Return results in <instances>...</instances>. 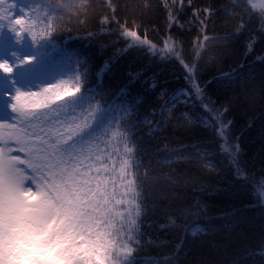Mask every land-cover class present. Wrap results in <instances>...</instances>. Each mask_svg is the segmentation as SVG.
<instances>
[{"label":"snow or ice","instance_id":"6c2138e0","mask_svg":"<svg viewBox=\"0 0 264 264\" xmlns=\"http://www.w3.org/2000/svg\"><path fill=\"white\" fill-rule=\"evenodd\" d=\"M86 2L80 0L79 6ZM179 3L183 7L185 0ZM187 3L192 6V0ZM247 3L264 19V0ZM75 6L76 0H59L51 8L42 0H28L26 8L32 15L26 20L25 8H20L19 15L14 12L10 16L12 4L0 0V33L7 29L18 44L27 38L39 53L23 58L11 53L16 63L0 60V73L11 78L15 68L34 66L35 75L46 81L22 89L11 79L10 90L4 93L11 116L0 120V264H149L138 252L145 235L143 227L148 224L146 217L157 208L171 209L167 222L159 225L161 229L174 226L189 234L187 225L177 223L178 216L188 209L174 207L175 190L184 174L172 165L198 159L204 167L214 168V153L201 144H193L191 152L165 146L166 155L153 164L154 154L146 150L134 129L147 124L152 125V133H159L167 123L166 116H171L178 105H187L193 96L201 101L207 115L194 119L191 113L183 112L176 118L211 124L221 140L220 152L239 167V145L229 144L227 137L231 121L223 119L228 109L204 102L196 65L181 58L174 36H166L160 48L147 34L141 37L137 30L118 23L119 37L128 41L121 52L145 48L160 60L174 58L191 82L190 91L180 89L166 96L158 114L153 112L142 121L128 119L135 105L143 102L127 100V88L111 103L105 101L101 85L113 67L111 61L100 69L96 86L86 87V59L61 50L53 38L54 18ZM164 6L168 9V27L179 24L176 13L167 3ZM199 11L193 8V16L198 17ZM203 12L206 20L211 9ZM205 20H200L201 25ZM102 23H108V18ZM41 24L46 28L40 30L38 43L35 29ZM243 29L244 25H239L235 36ZM253 43L254 38L249 37L248 51ZM214 58L208 53L209 61ZM56 68L61 73L53 78ZM223 75L230 77L229 73ZM164 167L168 170L163 171ZM154 168L161 171L149 175ZM237 175L243 176L240 172ZM258 194L264 200V184L258 186ZM195 207L199 215L202 208L198 203ZM201 233L206 229L199 225L190 231L192 236ZM179 248L177 245V251Z\"/></svg>","mask_w":264,"mask_h":264},{"label":"trees","instance_id":"16d2710c","mask_svg":"<svg viewBox=\"0 0 264 264\" xmlns=\"http://www.w3.org/2000/svg\"><path fill=\"white\" fill-rule=\"evenodd\" d=\"M58 2L42 0L50 8ZM6 3L12 4L10 16L14 12L19 15L20 8L28 13L26 20L32 15L26 8L28 0H6ZM79 3L76 0L77 6L54 18L53 38L61 50L86 59V87L96 86L97 74L106 61H111L113 67L104 75L101 85L105 101L111 103L127 88V100L143 102L135 105L128 119L142 121L153 112L158 114L166 96L180 89L190 91L191 82L185 79L184 68L174 58L160 60L149 55L145 48L121 52L128 41L119 37L118 23L137 30L141 37L147 34L160 48L166 36H174L181 58L196 65L195 76L203 89L204 102L214 108L227 107L223 119L231 121L228 142L239 145L237 168L220 152L221 140L211 124L204 126L176 118L183 112L191 113L194 119L207 115L194 96L187 105H178L171 116H166L167 123L159 133H152V125L147 124L134 129L146 150L154 154L153 164L166 155L165 146L191 152L193 144L211 150L215 162L214 168L204 167L198 159L172 165L188 181L182 180L176 187L174 207L188 209L178 216L177 223L187 225L189 234L174 226L161 229L159 225L167 222L171 209L157 208L146 217L151 226L143 227L145 235L141 237L139 256L149 264H264V200L258 194V186L264 184V19L259 11L252 10L247 0H192L191 7L187 0L183 7L179 0L175 4L173 0H87L82 7ZM165 3L179 21L171 28L167 25ZM193 8L200 10L198 17L193 16ZM205 8L211 9L206 20ZM105 17L108 23H102ZM200 20H205V25ZM241 24L243 32L236 37ZM45 28L41 24L35 29L38 43L40 30ZM205 36L209 39L205 40ZM249 37L254 38L251 51L246 49ZM13 52L20 58L39 55L30 40L25 38L18 44L14 34L4 29L0 33V60ZM208 53L215 58L209 61ZM35 72L34 66L19 67L18 77L32 79L39 85L46 83ZM60 73L61 69L56 68L52 77ZM223 73H229L230 77ZM11 79L14 78L0 73V115L8 118L11 113L4 93L9 91ZM159 171L154 168L149 175L155 176ZM238 172L243 176L237 175ZM197 203L202 208L199 215ZM197 225L206 229V233L192 236L190 231Z\"/></svg>","mask_w":264,"mask_h":264},{"label":"rangeland","instance_id":"374dc122","mask_svg":"<svg viewBox=\"0 0 264 264\" xmlns=\"http://www.w3.org/2000/svg\"><path fill=\"white\" fill-rule=\"evenodd\" d=\"M5 59H8L13 64L16 63V60L11 56V53L10 54H6ZM18 73H19V68H15L14 72L12 74V77L14 78L16 84L18 86H20L22 89L25 88L28 85L32 86L33 88H35L37 85H39L36 81H34L32 79L20 80L19 77H18ZM7 105H8V103H7ZM0 120H5V119L3 117H0ZM13 154L15 155L16 153H13ZM20 155H21V157L23 156L22 153H20ZM21 167H23V166H21Z\"/></svg>","mask_w":264,"mask_h":264}]
</instances>
